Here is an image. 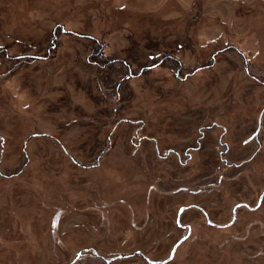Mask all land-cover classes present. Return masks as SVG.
Returning a JSON list of instances; mask_svg holds the SVG:
<instances>
[{
  "label": "rangeland",
  "instance_id": "rangeland-1",
  "mask_svg": "<svg viewBox=\"0 0 264 264\" xmlns=\"http://www.w3.org/2000/svg\"><path fill=\"white\" fill-rule=\"evenodd\" d=\"M0 264H264V0H0Z\"/></svg>",
  "mask_w": 264,
  "mask_h": 264
},
{
  "label": "trees",
  "instance_id": "trees-1",
  "mask_svg": "<svg viewBox=\"0 0 264 264\" xmlns=\"http://www.w3.org/2000/svg\"><path fill=\"white\" fill-rule=\"evenodd\" d=\"M91 39V38H90ZM91 40H94V39H91ZM95 41V40H94ZM96 42V41H95ZM97 43V42H96ZM98 45H99V43H98ZM93 57H97V58H100V54H99V50H98V52H96V54L94 53V55H93ZM180 63V62H179ZM124 64V63H123ZM125 65V64H124ZM179 65H181V64H179ZM126 66V65H125Z\"/></svg>",
  "mask_w": 264,
  "mask_h": 264
},
{
  "label": "flooded vegetation",
  "instance_id": "flooded-vegetation-1",
  "mask_svg": "<svg viewBox=\"0 0 264 264\" xmlns=\"http://www.w3.org/2000/svg\"><path fill=\"white\" fill-rule=\"evenodd\" d=\"M257 136V131L250 137L246 140V142H250L253 138H255Z\"/></svg>",
  "mask_w": 264,
  "mask_h": 264
}]
</instances>
